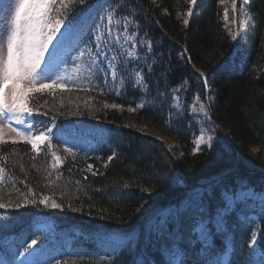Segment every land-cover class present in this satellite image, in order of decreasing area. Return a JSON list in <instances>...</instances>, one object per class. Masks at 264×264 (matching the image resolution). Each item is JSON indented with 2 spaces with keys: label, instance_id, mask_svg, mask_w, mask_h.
I'll return each instance as SVG.
<instances>
[{
  "label": "trees",
  "instance_id": "trees-1",
  "mask_svg": "<svg viewBox=\"0 0 264 264\" xmlns=\"http://www.w3.org/2000/svg\"><path fill=\"white\" fill-rule=\"evenodd\" d=\"M228 2L197 0V4L192 6L189 24L185 26L182 21L189 7L186 0H155V3L139 0L140 7L134 15L140 28L130 29L140 35L147 33L153 41L157 64L154 75L150 77L152 96L157 89L164 91L181 85L187 79L186 92L181 93L182 100L190 103L197 92L202 98L211 97V115L219 125L212 149L205 148L192 154L197 129L193 123L188 125L189 115L174 122L172 127L176 130L172 131L164 125L167 106L163 111L159 110L158 102L154 107L129 113L128 106L135 107L141 99L152 98L142 97L140 92L130 87L121 91L119 96L110 89H105V95L96 90L64 93L62 99L66 107L62 110L65 115L58 117L57 125L83 120L96 127L104 135L99 153L81 159L67 158L59 168L62 174L57 182L59 187L52 188L45 187L50 156L42 152L32 161L29 159L30 145L23 143L0 146V155L8 156L6 167L15 173L17 187L21 191H25L24 184L20 182L25 180V173L20 171V164H23L28 173L27 182L37 195H52L60 202L63 193L65 205L71 203L74 207H82V212L45 210L42 205L39 208L8 209L9 215H16L19 219L7 221L12 227L0 231V250L6 248L4 243L11 236L16 244L20 236L30 233V229L25 228L39 217L36 219L39 225H48L66 235L61 258L68 259L69 264L73 259L78 260V252L94 251L101 258H106L110 248L99 247L101 236H115L119 240L135 237L139 242L136 251H139L144 248L149 233L154 237L156 229L171 218V213L191 211L186 204L193 191L207 194L215 189V203L220 202V191L224 188L232 192L234 198L238 189L264 193V0H250L247 5L250 16L247 35L242 34L237 41H232L223 28V11ZM80 10L78 8L72 15L76 16ZM185 47L187 53L185 59H181L179 53ZM189 57L191 63L188 62ZM230 57L234 62L230 70L225 71L221 65ZM193 65L205 71L207 89L196 78ZM44 100H49L46 107L53 103L48 93L37 94L33 103L41 104ZM105 102L124 105V108L105 109ZM55 103L59 106V100ZM77 105L82 114H69L77 110ZM161 137L165 139L161 140ZM169 141L173 147L167 145ZM113 151L117 156L104 168V161ZM181 152L184 153L182 157L179 155ZM16 161L19 163L13 167ZM33 163L36 168L31 167ZM88 164H93L94 170L103 175L82 172ZM84 175H87V180ZM77 180L81 182L78 191ZM126 183L129 187L125 189L123 185ZM145 188L149 191L142 190ZM3 195L7 201L16 199L18 194L9 184ZM236 202L238 210L228 218L225 234L215 237L217 250L227 244L234 264H264V232L259 234L256 251L253 252L246 246L249 233L241 224L245 213L255 219L259 206L251 207L254 202L245 199ZM137 208H140L139 212ZM4 214L5 210H0V216ZM101 214L104 219L99 218ZM44 235L45 232L42 239ZM131 247L129 242L112 259L117 264L131 260L134 254L128 250ZM147 255L157 261L161 259L160 254L151 249ZM191 258L190 253L188 259Z\"/></svg>",
  "mask_w": 264,
  "mask_h": 264
},
{
  "label": "snow or ice",
  "instance_id": "snow-or-ice-1",
  "mask_svg": "<svg viewBox=\"0 0 264 264\" xmlns=\"http://www.w3.org/2000/svg\"><path fill=\"white\" fill-rule=\"evenodd\" d=\"M186 2L189 7L182 21L185 26L189 24V17L193 14L192 6L197 4V0ZM219 3L224 4L225 0H219ZM249 3L250 0H230L231 12L224 8L223 28L232 41H237L242 34L247 35ZM139 7V0H125L124 3L120 0H0V146L19 143L30 145V153L35 154H29L32 161L42 152L50 156L51 165L45 177V187H59L57 182L62 177L59 168L65 157L54 150L58 146L53 143V129L58 127V117L65 115L62 110L66 107L63 94L74 90L84 93L96 90L105 95V89H110L119 96L121 91L130 87L140 92L142 97L152 98L141 99L135 107L128 106L129 113L154 107L158 102L159 110L163 111L167 106L164 125L172 131L176 130L172 127L174 122L190 115L187 121L189 126L197 119L201 123L193 139L192 154L205 148L212 149L219 125L211 115V97L202 98L197 92L191 102L186 103L181 99V93L186 92L184 86L188 83L187 79L179 86L164 91L157 89L152 96L150 77L154 75L157 64L153 41L147 37V33L140 35L138 31L130 30L140 28L139 20L134 15ZM78 8L81 10L73 16ZM177 15L179 18L180 14ZM186 53L185 47L179 53L180 58L185 59ZM188 62L191 63L190 57ZM233 62L234 58L230 57L221 68L228 71ZM193 68L197 73L196 78L207 89L205 71L194 65ZM101 82L104 87H100ZM44 93L52 97L50 107H46L49 100L41 104L33 103L37 94ZM57 100L59 106L55 103ZM103 107L123 109L124 105L105 102ZM76 109L69 114L81 115L79 105ZM37 115L50 117L47 124L39 129L32 122ZM63 152L73 159L76 157L72 147H64ZM179 155L182 157L184 153ZM116 156L115 151L108 155L104 168ZM8 163V156L0 155V210H5V214L0 216V231L12 227L7 221L19 219L16 215H9L8 209L39 208L42 205L45 210L82 212V207H74L71 203L65 205L63 193L60 202L52 195H37L33 186L27 182L28 173L23 164H20V171L25 173V180L20 182L24 184L25 191H21L17 187L18 178L15 173L6 167ZM15 163L19 162H14L13 167ZM31 167L36 168V164L33 163ZM81 171L93 176L103 175L94 170L93 164H88ZM84 179H88L87 175H84ZM9 184L18 195L16 199L6 201L3 191ZM75 184L78 191L81 182L77 180ZM123 187L126 189L129 185L126 183ZM142 190L149 191L146 188ZM214 196L215 189L207 194L203 191L190 193L186 208L191 211L171 213V218L156 229L154 237L149 233L144 248L139 251H136L139 242L135 237L118 240L112 236H101L99 247L110 248L106 258H101L94 251L78 252V260L73 259L72 264H78V261L80 264L85 261L87 264H117L112 257L129 242L132 247L128 250L134 254L131 260L123 264H234L227 244L217 250L215 237L225 234L228 218L237 212L238 205L234 194L227 188L220 191L219 203L214 202ZM245 200L260 202L255 219L245 213L241 221L244 230L249 233L246 246L255 252L259 234L264 232V194L257 195L249 191ZM140 208L136 211L139 212ZM252 211L255 212V208ZM99 218L105 217L101 214ZM44 232L45 228L42 227L39 232L22 236L16 247L0 250V264H69L68 259L54 255L59 250L50 247L49 236L44 235L42 239ZM149 249L159 253L161 259L157 261L154 257L148 258ZM190 253L192 258L189 260Z\"/></svg>",
  "mask_w": 264,
  "mask_h": 264
},
{
  "label": "rangeland",
  "instance_id": "rangeland-1",
  "mask_svg": "<svg viewBox=\"0 0 264 264\" xmlns=\"http://www.w3.org/2000/svg\"><path fill=\"white\" fill-rule=\"evenodd\" d=\"M225 8H228L229 9V12H231V4H230V0H229V2L226 4V6H225ZM239 38V37H238ZM190 116V115H189ZM191 118V117H190ZM42 124H47V122L45 121V120H41V122H40V124H39V126H38V128H41L43 125ZM193 124L195 125V127H196V129H197V133H196V135L198 134V128L201 126V123H200V121L197 119V120H195L194 122H193ZM18 127H22V126H18ZM54 130V129H53ZM6 139H7V137H6ZM165 138L164 137H161V140H164ZM166 141V140H165ZM53 143L55 144V145H57L58 146V148L57 149H54V150H56L57 152H58V154L59 155H61V156H63V157H65V159H64V161L67 159V155L63 152V148L64 147H69V136H67V134H56V135H53ZM167 143V145L169 146V145H171V142L169 141V142H166ZM171 147H173V145H171ZM249 191H252V189H238L237 191H236V201H240V200H242V199H245V197H246V194H247V192H249ZM252 192H254V191H252ZM257 195H260V194H264V193H258V192H255ZM254 203L253 204H251L250 206L251 207H253L254 205H256V206H259L260 207V202H259V200H256V201H253ZM53 211H55V210H53ZM44 228H45V231H47V230H49V226L47 225H45L44 226ZM50 239H51V244H52V242H54L55 241V234L53 235L52 233L50 234ZM114 238H116L115 236H113ZM116 239H120V238H116ZM51 244H50V247H51ZM52 248V247H51ZM41 259H45V257H42Z\"/></svg>",
  "mask_w": 264,
  "mask_h": 264
},
{
  "label": "bare ground",
  "instance_id": "bare-ground-1",
  "mask_svg": "<svg viewBox=\"0 0 264 264\" xmlns=\"http://www.w3.org/2000/svg\"><path fill=\"white\" fill-rule=\"evenodd\" d=\"M229 38V37H228ZM102 157V156H101ZM140 241V240H139Z\"/></svg>",
  "mask_w": 264,
  "mask_h": 264
}]
</instances>
